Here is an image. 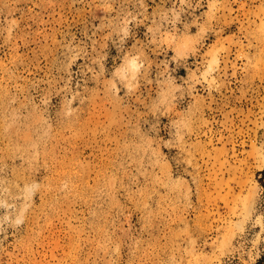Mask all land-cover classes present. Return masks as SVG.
<instances>
[{
    "label": "rangeland",
    "instance_id": "1",
    "mask_svg": "<svg viewBox=\"0 0 264 264\" xmlns=\"http://www.w3.org/2000/svg\"><path fill=\"white\" fill-rule=\"evenodd\" d=\"M0 264H264V0H0Z\"/></svg>",
    "mask_w": 264,
    "mask_h": 264
},
{
    "label": "bare ground",
    "instance_id": "2",
    "mask_svg": "<svg viewBox=\"0 0 264 264\" xmlns=\"http://www.w3.org/2000/svg\"><path fill=\"white\" fill-rule=\"evenodd\" d=\"M130 65H131V67L134 68V69L137 68V63H136L135 60H132V61L130 62ZM211 67H212V66L210 65V66H209V69H211ZM2 102H3V101H2ZM5 188H6V187H5Z\"/></svg>",
    "mask_w": 264,
    "mask_h": 264
}]
</instances>
